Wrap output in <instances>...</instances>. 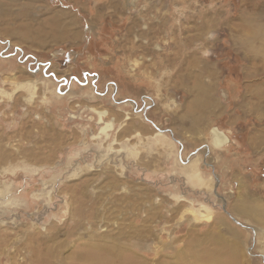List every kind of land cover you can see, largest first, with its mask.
<instances>
[{
  "label": "rangeland",
  "instance_id": "374dc122",
  "mask_svg": "<svg viewBox=\"0 0 264 264\" xmlns=\"http://www.w3.org/2000/svg\"><path fill=\"white\" fill-rule=\"evenodd\" d=\"M263 28L264 0H0V264H264Z\"/></svg>",
  "mask_w": 264,
  "mask_h": 264
},
{
  "label": "bare ground",
  "instance_id": "6f19581e",
  "mask_svg": "<svg viewBox=\"0 0 264 264\" xmlns=\"http://www.w3.org/2000/svg\"><path fill=\"white\" fill-rule=\"evenodd\" d=\"M61 14V13H60ZM58 14V15H60ZM54 16V15H53ZM264 29V28H263ZM61 35V34H60ZM56 37V36H55ZM261 50V49H259ZM257 51V50H256ZM257 53V54H256ZM256 55H260L257 52H255ZM261 56L264 58V46L262 45V50H261ZM259 64V63H258ZM257 64V67L255 70L256 73H254V75H258V71L259 70H262L260 69V67L258 66ZM264 67V66H262ZM260 72V71H259ZM251 74V75H250ZM252 75H253V72H250L248 74V76H250L252 78ZM253 75V76H254ZM253 84V83H252ZM257 87L259 88L256 83H254L253 85H250L249 87ZM257 88L255 89L257 91ZM260 90L258 91V94H259ZM104 114H106V112H103ZM215 141H216V144L218 146H223L225 143H227L228 139L226 136H224V134L222 132H216L215 133ZM218 136H220V138H218ZM258 139H256V137H253V141L256 143ZM189 174L193 177V178H198L199 180H202V178L199 176L200 175V171H199V168L196 166L195 162L192 161L190 163V170H189ZM238 211L240 213H244V214H247L248 213V208L246 206H242L238 209ZM92 248H94L93 246H90ZM32 248V247H31ZM112 248H110V246H106L103 248V251L102 252H96L94 249L93 250H90L88 251L87 253L86 252H83L81 254V257L83 259H86L87 260V264H110V254H114L115 252L113 250H111ZM52 251V252H51ZM51 251L47 248V249H40L38 250L37 252H34L31 256H27L26 258V263H30V264H51L52 261L55 259L56 257V253L53 252V250L51 249ZM118 255V254H117ZM128 255V254H127ZM116 256V255H115ZM114 256V257H115ZM121 256V255H120ZM126 256V255H125ZM135 257L136 256H133V255H128V257H125L126 260L120 262V264H143L144 262L142 261H136L135 260ZM138 258V257H136ZM112 259V258H111ZM118 259V258H117ZM115 262V261H114ZM111 264H116V263H111Z\"/></svg>",
  "mask_w": 264,
  "mask_h": 264
},
{
  "label": "crops",
  "instance_id": "0c3cea01",
  "mask_svg": "<svg viewBox=\"0 0 264 264\" xmlns=\"http://www.w3.org/2000/svg\"><path fill=\"white\" fill-rule=\"evenodd\" d=\"M61 10H58V12H60ZM55 12H57V10L55 11ZM51 15V14H50ZM49 15V16H50ZM48 16V17H49ZM45 19H47V17L45 18ZM44 24H46V20H44V22H43ZM42 23V24H43ZM43 24V25H44ZM37 32V35H38V37H40V38H42V40L44 39L43 38V36L45 37V38H49L48 40H53V41H55L54 40V38L56 39V40H59L60 38H61V36L60 37H55L56 35V32L55 33H49V31H47L45 28H42V30H40V31H36ZM6 35H8V36H10L9 35V32H7L6 31ZM43 35V36H42ZM186 61H188V60H186ZM189 63H193L191 60H189L188 62H187V65L189 66ZM184 65H186V63L184 64ZM180 76H181V74H180ZM194 87V86H193ZM208 87L207 86H204V85H200V84H196V86L194 87V91H197V95L199 96L198 97V101H196V98H195V103L193 104V113L195 112V110H196V112L197 111H201V110H203L204 109V105H205V102L203 101V98H205L206 96H207V92H208V89H207ZM209 100H207L206 102H208ZM192 110V109H191ZM193 115V114H192ZM216 132H221L220 130H218V129H214V135H215V133ZM216 137V136H215ZM218 138H220V136H218ZM32 153H34V152H32ZM0 156H1V159L0 160H6L7 158H9V157H12L13 156V154L12 153H9V152H6V151H3V150H0ZM2 160V161H3Z\"/></svg>",
  "mask_w": 264,
  "mask_h": 264
},
{
  "label": "water",
  "instance_id": "95a60500",
  "mask_svg": "<svg viewBox=\"0 0 264 264\" xmlns=\"http://www.w3.org/2000/svg\"><path fill=\"white\" fill-rule=\"evenodd\" d=\"M127 5H129V3L127 2ZM134 6H136V3L134 4Z\"/></svg>",
  "mask_w": 264,
  "mask_h": 264
}]
</instances>
